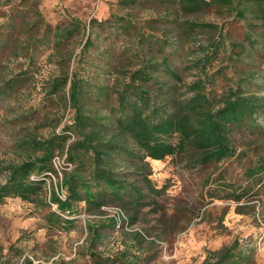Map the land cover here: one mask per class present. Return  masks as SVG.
I'll return each instance as SVG.
<instances>
[{
    "label": "rangeland",
    "instance_id": "rangeland-1",
    "mask_svg": "<svg viewBox=\"0 0 264 264\" xmlns=\"http://www.w3.org/2000/svg\"><path fill=\"white\" fill-rule=\"evenodd\" d=\"M177 17L208 25L190 30L185 24L181 31ZM0 62L5 165L33 156L30 140L69 133L68 146L76 138L66 131L74 123L69 94L75 80L84 110L108 119L109 133L117 117L133 113L121 104L123 94L144 96L149 115L156 108L163 113L164 106L172 111L195 95L192 86L199 82L218 106L238 92L255 94L264 105V22L229 11L185 15L163 0H0ZM67 73L68 84L60 85ZM255 116V126L234 128V155L220 162L200 163L188 153L160 163L149 158L145 170L161 193H148L146 176L129 167L128 156L118 158L123 174L142 183L146 205L90 211L81 202L70 215V231L51 225L48 207L6 198L0 202V264H123L129 252L131 264H200L236 241L251 256L247 264H264V181L253 188L247 173L264 159V106ZM54 163L60 179L75 166L67 147ZM232 186L253 191L236 200ZM116 208L128 221L119 224L124 216ZM88 222L99 223L96 243Z\"/></svg>",
    "mask_w": 264,
    "mask_h": 264
},
{
    "label": "trees",
    "instance_id": "trees-1",
    "mask_svg": "<svg viewBox=\"0 0 264 264\" xmlns=\"http://www.w3.org/2000/svg\"><path fill=\"white\" fill-rule=\"evenodd\" d=\"M173 5L177 12L185 15L215 12H234L236 17L244 19L255 15L264 22V0H163ZM177 28L184 31L195 30L208 25L198 22H185L178 17L173 19ZM88 42V41H87ZM2 64L0 62V68ZM168 72L179 77L175 70L167 64ZM16 79H10L9 82ZM69 74H64L60 85L66 86ZM7 83V84H8ZM201 83H195L192 90L195 95L187 100L177 102L172 111L166 109L163 113L158 108L149 115L146 110L144 96H138L142 104L130 100L126 94L121 95L123 106L128 103L132 114L122 115L115 119L116 128L109 133L107 120L102 116H92L86 113L81 103V90L76 80L72 82L69 101L75 107L74 123L66 128L76 138L71 139L69 133H58L43 140H30L35 154L25 161L7 165L0 163V202L8 197H19L22 200L35 203L37 208H49L47 219L51 225L62 226L70 231L75 222L70 218L78 211L81 202L90 211L100 209L105 205L120 206L146 205V193L142 183L131 181L121 170L125 156L130 159L129 167H135L138 173L146 176L148 193H161L149 179L145 167H151L149 158L164 160L169 156L189 154L190 159L200 163L220 162L234 155L232 132L235 127L252 123L255 126V114L264 105L255 95L241 92L223 100V104L213 100L200 88ZM58 89L55 93H58ZM177 137L174 142L173 138ZM134 141V146L128 145V140ZM31 146V145H30ZM67 147V161L75 166L70 171L60 172L54 163L55 156L64 153ZM251 186H261L264 181V159L247 170ZM151 174V173H150ZM52 175L59 178L54 183ZM66 197H61L62 191ZM253 189L231 188L232 197L240 200L251 195ZM56 205L53 209L52 205ZM129 219V218H128ZM110 223L118 224L117 218H111ZM98 222H88L89 233L93 234L96 243L100 236ZM123 264H131L129 256ZM236 241L231 245L211 252L200 264H247L250 260Z\"/></svg>",
    "mask_w": 264,
    "mask_h": 264
},
{
    "label": "built area",
    "instance_id": "built-area-1",
    "mask_svg": "<svg viewBox=\"0 0 264 264\" xmlns=\"http://www.w3.org/2000/svg\"><path fill=\"white\" fill-rule=\"evenodd\" d=\"M62 197V196H61ZM65 197H66V195H65ZM65 197H63V198H65ZM117 210H119L118 212H123L122 210H121V208H116ZM119 215V214H118ZM120 216V215H119ZM123 216H124V220L123 221H121L120 220V222H119V224H122L124 221H128V218L124 215V212H123Z\"/></svg>",
    "mask_w": 264,
    "mask_h": 264
},
{
    "label": "bare ground",
    "instance_id": "bare-ground-1",
    "mask_svg": "<svg viewBox=\"0 0 264 264\" xmlns=\"http://www.w3.org/2000/svg\"><path fill=\"white\" fill-rule=\"evenodd\" d=\"M155 161H157L158 163L162 162L161 160H155Z\"/></svg>",
    "mask_w": 264,
    "mask_h": 264
}]
</instances>
